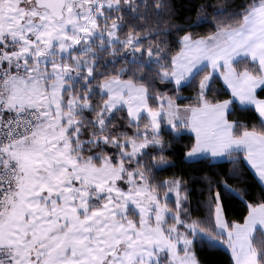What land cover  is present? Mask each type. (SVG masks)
<instances>
[{
    "label": "snow or ice",
    "instance_id": "snow-or-ice-1",
    "mask_svg": "<svg viewBox=\"0 0 264 264\" xmlns=\"http://www.w3.org/2000/svg\"><path fill=\"white\" fill-rule=\"evenodd\" d=\"M185 8L0 0V264H264V0Z\"/></svg>",
    "mask_w": 264,
    "mask_h": 264
},
{
    "label": "trees",
    "instance_id": "trees-1",
    "mask_svg": "<svg viewBox=\"0 0 264 264\" xmlns=\"http://www.w3.org/2000/svg\"><path fill=\"white\" fill-rule=\"evenodd\" d=\"M191 3H201L202 0H175L176 6L178 11L182 14V16H187L189 13L187 12L185 6L189 5ZM212 3H220L222 2V0H211ZM192 15H195V11L193 10ZM184 95H189V91L185 90ZM187 142V137L184 138V140H182L180 143H186ZM227 167H229L228 165H224V168L227 169ZM181 168L183 169V175L185 176V179H187L189 181V187L191 189H193L192 192V207L195 209L197 207V200H198V193H197V189H199L201 187V184L199 182L198 179H193L195 178H199L201 175H203V172L201 170H199V166H197L196 168L193 167H188V166H181L178 167L177 169H170L167 172H165L163 175H171L173 171L176 172H180ZM254 190L252 192V198L256 199V195L258 192V188H255V186H253ZM243 211H246V209L243 210H239V209H233L232 210V218H236L237 214H241ZM195 214H199V213H195ZM200 258L202 260H207L209 262V264H227V260H228V255L224 252L221 251H215V252H200L199 253Z\"/></svg>",
    "mask_w": 264,
    "mask_h": 264
}]
</instances>
